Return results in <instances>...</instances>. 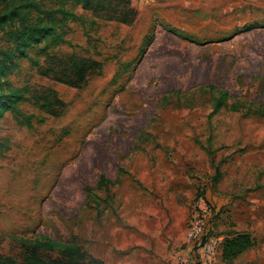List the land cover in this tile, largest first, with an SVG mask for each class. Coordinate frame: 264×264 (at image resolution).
Wrapping results in <instances>:
<instances>
[{
    "label": "rangeland",
    "instance_id": "rangeland-1",
    "mask_svg": "<svg viewBox=\"0 0 264 264\" xmlns=\"http://www.w3.org/2000/svg\"><path fill=\"white\" fill-rule=\"evenodd\" d=\"M130 1V25L67 20L59 30L74 46L52 53L103 61L85 86L56 83L24 58L8 75L30 97L54 88L66 105L49 115L21 102L30 126L2 109L0 253L17 255L12 238L39 233L74 238L106 264H195L186 231L197 219L222 240L251 232L246 264H264V117L213 107L222 89L264 108V0ZM44 44L29 49L41 61ZM202 85L216 90L196 92L192 106L169 93ZM101 174L119 182L97 189ZM179 223L191 252L178 263ZM216 246V264H233Z\"/></svg>",
    "mask_w": 264,
    "mask_h": 264
},
{
    "label": "trees",
    "instance_id": "trees-1",
    "mask_svg": "<svg viewBox=\"0 0 264 264\" xmlns=\"http://www.w3.org/2000/svg\"><path fill=\"white\" fill-rule=\"evenodd\" d=\"M48 1L52 6H47ZM74 3L82 10L80 13L67 7V3ZM136 18V10L130 0H0V117L2 109L11 112L15 117H23L27 126L31 125V115L21 111V102L31 101L36 107L46 111L49 115H58L63 112V102L54 88L42 87L39 94L27 95V88L15 86L8 79V75L19 67L21 58L27 59L34 67L39 69V74L50 78L56 83L73 88L85 86L94 75L103 73V61L99 58L85 55L79 56L74 51L70 54L59 56L52 53L55 46L67 45L72 48L71 40L59 32L67 20L78 22L85 27L90 21H114L130 25ZM13 23L12 25H9ZM252 26H244L241 31L249 30ZM88 36V34L86 33ZM45 42L38 50L43 57L30 54L29 49ZM95 49V55L100 56ZM87 54L90 49H86ZM213 85H202L193 91L169 92L180 101L184 98L185 105L192 106L193 95L196 92L212 93ZM214 97V109L229 105L235 111H242L246 115L264 117V108L254 102L243 101L231 96L226 90L217 89ZM169 93L162 96V100L169 98ZM118 172H125L123 167ZM119 177L114 181L108 180L104 175H99L96 188L100 189L105 184H117ZM207 207L209 202L200 195ZM206 228L204 236L208 234ZM19 248L17 255H4L0 253V264H106L101 258L93 255L84 245L74 238L66 241L51 238L43 234L34 233L30 236H14L12 238ZM255 243V238L249 231L231 230L222 240V262H232L237 256Z\"/></svg>",
    "mask_w": 264,
    "mask_h": 264
},
{
    "label": "built area",
    "instance_id": "built-area-1",
    "mask_svg": "<svg viewBox=\"0 0 264 264\" xmlns=\"http://www.w3.org/2000/svg\"><path fill=\"white\" fill-rule=\"evenodd\" d=\"M200 200L204 201L202 198ZM205 203V202H204ZM206 209L207 207L205 203ZM205 223L201 224L200 220L194 219L189 222L186 235L189 239V243L197 252V259L195 264H216L214 254L216 253V244L220 246L222 239L210 237L209 232L204 236L206 230Z\"/></svg>",
    "mask_w": 264,
    "mask_h": 264
},
{
    "label": "crops",
    "instance_id": "crops-1",
    "mask_svg": "<svg viewBox=\"0 0 264 264\" xmlns=\"http://www.w3.org/2000/svg\"><path fill=\"white\" fill-rule=\"evenodd\" d=\"M181 214H178V216H180ZM182 223H179V227H178V243L181 244V243H185V246H184V249H181L180 251H178V263L180 261H185L187 260V257L189 256V253L191 252V247L189 245V243H187L186 241V237L185 238H181L179 236V230L182 229ZM238 231H246V230H238ZM248 231V230H247ZM251 233V232H250ZM252 234V233H251ZM252 236L255 238V243L254 245H252L251 247H249L248 249L244 250L243 252H241L236 259H234V263L233 264H246L248 262H251L253 261L254 259V252L253 250L256 248V236H254L252 234ZM180 237V238H179ZM218 257H219V260L222 261V258H221V249L218 251ZM226 263V262H224Z\"/></svg>",
    "mask_w": 264,
    "mask_h": 264
}]
</instances>
